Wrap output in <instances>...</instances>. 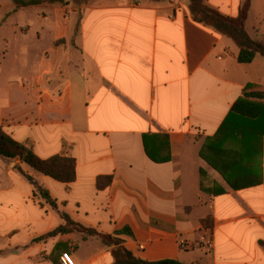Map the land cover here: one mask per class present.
Segmentation results:
<instances>
[{
    "label": "crops",
    "instance_id": "crops-1",
    "mask_svg": "<svg viewBox=\"0 0 264 264\" xmlns=\"http://www.w3.org/2000/svg\"><path fill=\"white\" fill-rule=\"evenodd\" d=\"M204 1L230 17L244 3ZM246 29L264 40V0H251ZM239 51L193 20L189 0H0V127L42 159L76 160L64 183L0 156V264H61L63 249L76 264H114L96 237L35 240L64 220L17 166L135 257L264 264V123L230 114L248 83L264 86V56L240 63ZM145 136L169 160H152Z\"/></svg>",
    "mask_w": 264,
    "mask_h": 264
},
{
    "label": "trees",
    "instance_id": "trees-1",
    "mask_svg": "<svg viewBox=\"0 0 264 264\" xmlns=\"http://www.w3.org/2000/svg\"><path fill=\"white\" fill-rule=\"evenodd\" d=\"M18 6L56 5L66 4L68 0H14ZM160 1V0H153ZM251 0H244L237 17L223 15L218 10L210 7L204 0H189V8L193 20L207 26H211L221 34L231 38L239 47L238 61L240 63H250L257 55L264 56V40L253 39L246 29V20L250 9ZM230 114L249 118L260 119L259 123H264V86L256 83H248L243 89L242 95L232 106ZM148 136L144 137L145 149L148 156L156 162L169 160L167 156L159 154L157 148L151 149ZM0 156L7 159L19 158L22 163H26L37 173L48 175L60 182L70 183L76 178V160L71 156L54 155L47 159L40 158L33 149L30 142H19L13 139L0 127ZM18 171L35 185L34 196L45 201L53 209L57 210L64 223L55 230L36 238V241L48 237L60 235L68 242H74L76 236L80 234L84 240L96 237L104 244L111 247L114 257V264H197L185 263L175 259H162L158 261H146L135 257L126 247L122 245L120 239L97 231L94 228L85 227L75 221L69 213L59 208L56 199L50 192L36 183L35 178L27 174L21 166L16 167ZM111 181V177L99 179L100 186ZM207 227L211 226L209 217L205 219ZM65 242V241H64ZM63 243V242H62ZM264 246V242L261 243ZM63 252H68L63 249Z\"/></svg>",
    "mask_w": 264,
    "mask_h": 264
},
{
    "label": "rangeland",
    "instance_id": "rangeland-1",
    "mask_svg": "<svg viewBox=\"0 0 264 264\" xmlns=\"http://www.w3.org/2000/svg\"><path fill=\"white\" fill-rule=\"evenodd\" d=\"M72 2H74L75 4H82V3H85V2H88L89 0H70ZM23 15L24 17H22L23 20H28V21H32V22H35L36 23V26L38 25V20L40 19V13L38 10L34 9V8H26V10L23 12ZM36 28H32V31H31V34H29L28 37H32L34 38L35 37V31ZM203 207V206H202ZM208 209V207H207Z\"/></svg>",
    "mask_w": 264,
    "mask_h": 264
},
{
    "label": "built area",
    "instance_id": "built-area-1",
    "mask_svg": "<svg viewBox=\"0 0 264 264\" xmlns=\"http://www.w3.org/2000/svg\"><path fill=\"white\" fill-rule=\"evenodd\" d=\"M60 262L61 264H76L67 252L62 253L60 256Z\"/></svg>",
    "mask_w": 264,
    "mask_h": 264
}]
</instances>
